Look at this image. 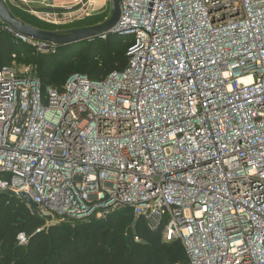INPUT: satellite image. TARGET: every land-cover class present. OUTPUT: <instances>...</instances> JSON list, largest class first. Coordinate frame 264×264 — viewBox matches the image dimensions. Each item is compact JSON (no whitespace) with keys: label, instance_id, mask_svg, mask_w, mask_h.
<instances>
[{"label":"built area","instance_id":"2783aa9c","mask_svg":"<svg viewBox=\"0 0 264 264\" xmlns=\"http://www.w3.org/2000/svg\"><path fill=\"white\" fill-rule=\"evenodd\" d=\"M47 1L3 0L53 25L32 6L92 5ZM110 34L130 38L127 64L99 81L0 70V195L29 196L37 232L130 209L189 264H264V0H121Z\"/></svg>","mask_w":264,"mask_h":264},{"label":"trees","instance_id":"16d2710c","mask_svg":"<svg viewBox=\"0 0 264 264\" xmlns=\"http://www.w3.org/2000/svg\"><path fill=\"white\" fill-rule=\"evenodd\" d=\"M7 6L16 19L48 32L94 27L109 16L106 11L68 24L53 25L18 6ZM130 44L129 37L108 34L104 40L82 41L58 47L55 54L41 55L0 32V70L25 54L28 57L25 64L36 66L35 75L43 89L60 88L73 74L99 81L126 67ZM44 222L31 215L16 197L1 194L0 264H189L180 242L164 243L161 229L149 231L143 220L134 221L130 209L114 212L105 220H72L37 232ZM19 235L26 237L25 245L18 243Z\"/></svg>","mask_w":264,"mask_h":264},{"label":"water","instance_id":"95a60500","mask_svg":"<svg viewBox=\"0 0 264 264\" xmlns=\"http://www.w3.org/2000/svg\"><path fill=\"white\" fill-rule=\"evenodd\" d=\"M108 1L110 5L109 17L102 24L89 28L75 29L67 32H48L39 30L16 19L3 0H0V21L24 37L32 38L33 40L48 44H53L57 47H65L78 42L97 39L102 35H108L111 33L120 19L121 0ZM22 198L23 202L29 205L32 210L37 209V205L32 202L29 196L23 194Z\"/></svg>","mask_w":264,"mask_h":264},{"label":"rangeland","instance_id":"374dc122","mask_svg":"<svg viewBox=\"0 0 264 264\" xmlns=\"http://www.w3.org/2000/svg\"><path fill=\"white\" fill-rule=\"evenodd\" d=\"M71 1L72 0H67V1L63 2V5L69 6L70 4H73ZM52 2H53V0H48L47 4L52 3ZM86 2H87L86 4H92L91 7H88V5H86L84 7V9L82 8L81 11H80V8H71V9H63V10L60 9L56 13L55 10H52L50 8H46L44 6L42 7L41 5H33L32 9L34 11H36L35 14H37L38 16H45L46 15V17H49L51 19L56 18V20L60 21L61 23L67 22L66 24H68V22L71 21L72 19H76V17H78L79 15H80V18L83 17L84 16L83 13L85 12V9H88L87 12L90 14L92 13L93 15H99V14H102L106 11H108L110 14V5H109L108 0H87ZM7 4L13 5L12 2L6 3V5ZM37 4H40V3H37ZM16 6L22 8L25 11H27L29 9L28 7H21V5H19V4ZM52 13H53V16H52ZM23 58H25V60H23ZM27 58L28 57L24 54L23 57H21V59L13 60L10 62V65H7V66L8 67L11 66V67H14L16 69H19L21 67H25V66H27V64H25V61ZM33 67L35 69V74H36L37 68H36V66H33Z\"/></svg>","mask_w":264,"mask_h":264},{"label":"bare ground","instance_id":"6f19581e","mask_svg":"<svg viewBox=\"0 0 264 264\" xmlns=\"http://www.w3.org/2000/svg\"><path fill=\"white\" fill-rule=\"evenodd\" d=\"M45 18H47V19H49V20H52L51 18H49V17H45Z\"/></svg>","mask_w":264,"mask_h":264}]
</instances>
